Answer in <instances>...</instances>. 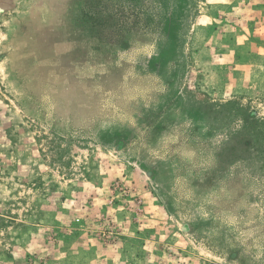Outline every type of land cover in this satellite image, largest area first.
Returning <instances> with one entry per match:
<instances>
[{"label":"rangeland","instance_id":"rangeland-1","mask_svg":"<svg viewBox=\"0 0 264 264\" xmlns=\"http://www.w3.org/2000/svg\"><path fill=\"white\" fill-rule=\"evenodd\" d=\"M0 264H264V0H0Z\"/></svg>","mask_w":264,"mask_h":264}]
</instances>
